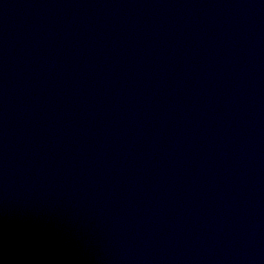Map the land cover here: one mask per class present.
Segmentation results:
<instances>
[{"label": "water", "instance_id": "obj_1", "mask_svg": "<svg viewBox=\"0 0 264 264\" xmlns=\"http://www.w3.org/2000/svg\"><path fill=\"white\" fill-rule=\"evenodd\" d=\"M0 264H264V0H0Z\"/></svg>", "mask_w": 264, "mask_h": 264}]
</instances>
